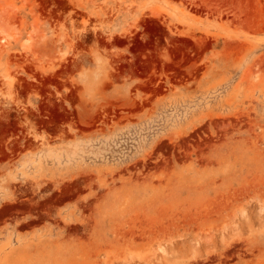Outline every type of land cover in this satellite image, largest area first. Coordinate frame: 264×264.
<instances>
[{
  "label": "rangeland",
  "instance_id": "374dc122",
  "mask_svg": "<svg viewBox=\"0 0 264 264\" xmlns=\"http://www.w3.org/2000/svg\"><path fill=\"white\" fill-rule=\"evenodd\" d=\"M0 264H264V0H0Z\"/></svg>",
  "mask_w": 264,
  "mask_h": 264
}]
</instances>
